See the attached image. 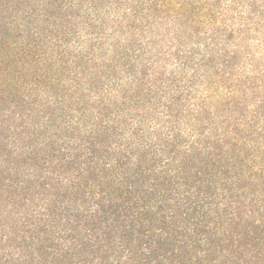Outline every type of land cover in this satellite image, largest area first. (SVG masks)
Masks as SVG:
<instances>
[{
  "label": "trees",
  "instance_id": "trees-1",
  "mask_svg": "<svg viewBox=\"0 0 264 264\" xmlns=\"http://www.w3.org/2000/svg\"><path fill=\"white\" fill-rule=\"evenodd\" d=\"M0 264H264V0H0Z\"/></svg>",
  "mask_w": 264,
  "mask_h": 264
}]
</instances>
